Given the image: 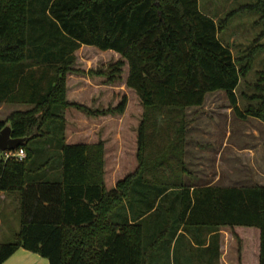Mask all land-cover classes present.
I'll return each mask as SVG.
<instances>
[{"label": "trees", "instance_id": "16d2710c", "mask_svg": "<svg viewBox=\"0 0 264 264\" xmlns=\"http://www.w3.org/2000/svg\"><path fill=\"white\" fill-rule=\"evenodd\" d=\"M242 9L256 10L263 30L235 57L219 33ZM84 44L121 55L99 73L114 82L126 66V85L144 107L138 166L111 189L103 143H66L67 109L95 113L67 99V76ZM259 51L264 0L219 22L199 0H0V104L31 105L0 119V131L10 125L13 137L27 138L17 148L27 152L23 161L0 150V191L17 195L21 212L14 240L0 241V264L21 247L50 264H179L182 247H193L189 234L201 242L200 233H213L219 255L222 227L244 239L241 264H264V185L192 186L184 178L187 108L202 106L208 93L225 91L239 118L264 122V68L245 109L236 94ZM126 104L124 97L113 111ZM36 139L47 141L48 157L34 165ZM242 227L251 228L250 245Z\"/></svg>", "mask_w": 264, "mask_h": 264}, {"label": "rangeland", "instance_id": "374dc122", "mask_svg": "<svg viewBox=\"0 0 264 264\" xmlns=\"http://www.w3.org/2000/svg\"><path fill=\"white\" fill-rule=\"evenodd\" d=\"M255 1L199 0V3L203 12L214 17L219 22L231 10ZM262 30L263 23L260 20V14L256 10L242 9L229 19L228 25L219 33V37L222 42L231 47L235 57H240L254 45ZM259 41L262 42L263 38ZM75 54L74 70L68 76L89 77L96 83H101L103 79H106V82H110L107 75L99 73V71H106L111 64L121 58V55L115 51H103L94 46L83 45ZM263 68L264 51H259L256 54L253 66L247 74L242 76L241 82L236 89L239 105L242 109H245L248 103L247 96L255 92L254 84L258 77L257 72ZM74 76H72V79H74ZM126 77L127 68L125 66L122 77L112 83L113 88L111 91L108 90V87L102 88L101 93L97 96L98 98L92 106L84 105L95 113H89L87 110L75 106L69 107L66 111L65 132L67 139L71 141H101L103 143L105 167L110 178L109 183L112 185L129 173L134 172V169L138 166V127L143 118L144 107L138 94L126 85ZM73 83L71 85L75 87V80ZM104 89H106V93L103 92ZM124 97H127L124 112L113 111ZM101 98L103 99L101 100ZM15 108L19 107L14 106ZM11 109V106L0 108V118L6 117ZM187 115V120L189 121L187 133L189 137L191 136V139L189 138L191 144L199 146L202 143L206 145L208 142H216L225 145L223 151L218 155L210 156L205 160L206 162H204L203 166H201L200 156L185 154L184 160L187 169L193 172V175H189L190 178H196L195 175L197 173L200 175L201 170L209 174L217 170L222 175L219 183H231L227 178L233 177L234 172L230 171L232 170L231 166H233L234 171H238L240 178L243 179L240 183L255 185L261 177L264 179L263 121L255 117H249L245 120L239 118L233 111L228 96L223 90L208 94L205 103L201 107L192 106L187 108ZM196 133L215 135V137L216 135H220L218 137L226 136L224 137L225 139L218 140H197L196 136H194ZM91 135L92 137H90ZM101 137H105L106 140L103 141ZM57 138L50 137L54 141H57ZM42 141L45 140L36 139L29 142V146L35 151L36 160L33 162L34 165L47 160L48 156H46V153L45 155L42 154L44 151L42 144L44 142ZM230 147L235 148L236 152L231 153ZM238 147L240 148L239 152L236 150ZM50 163L53 166L56 163V157H53ZM234 165L238 166L235 167ZM49 168L51 167L45 166L41 172L46 173ZM254 172L261 176L257 177ZM20 213L17 195L7 194L5 197H0V241L14 240L15 231L20 227ZM249 229L251 228L242 227L239 230L246 239L247 245L252 243L248 236L251 232ZM222 236L224 242V264H241V254L245 248L244 239L240 238L239 235H235L230 227L222 229ZM253 246L255 244L251 245L250 249L254 248ZM162 259H164V256ZM160 261L161 263L159 264L165 263H162L164 260ZM248 264H257V262L255 263L254 260H251Z\"/></svg>", "mask_w": 264, "mask_h": 264}, {"label": "crops", "instance_id": "0c3cea01", "mask_svg": "<svg viewBox=\"0 0 264 264\" xmlns=\"http://www.w3.org/2000/svg\"><path fill=\"white\" fill-rule=\"evenodd\" d=\"M83 46L91 47V45H85V44ZM72 76H74V75H69L68 79H67V86H68L67 99L70 102H79L82 105L92 106L96 102V100L98 98L97 96H99V94L101 93L102 88L108 87L109 91H111L113 88V85H112L113 82H106V79H103V81H101V83L100 82L96 83L94 80H92L89 77L74 76V79H72ZM74 80L76 82L75 87H73L71 85V83H73ZM103 92L106 93V89H104ZM208 94H210V93H208ZM102 99L103 98H101V100ZM104 99H105V97H104ZM5 106H11L12 107V109L9 111L8 115L10 113H12L13 111L23 110V109H27V108L31 107V105L20 104V103H2V104H0V108H3ZM14 106L19 107V108L14 109ZM199 107H201V106H198V108ZM6 117L0 118V119H5ZM188 135L189 134L187 133V136H186L187 142H186L185 154L189 155V156L190 155L191 156H193V155L194 156H200V160L202 161V164L200 163L201 166L204 165V162H206L205 160H207L210 156L218 155L221 151L224 150L223 147L225 145L219 144L216 142H213V143L208 142L206 145H204L202 143L199 146H194L193 144H191V142L189 140V138L191 139V136L189 137ZM194 136H196L195 138L197 140L198 139L199 140H202V139L218 140V139H225L224 137L226 135H224V137H218L220 135H218V136L216 135V137H215V135L196 133V134H194ZM90 137H92V135ZM101 139L103 141L106 140L105 137H101ZM80 142L88 143V144H95L98 141L97 142H91V141H86V140L71 141V140L67 139V137H66V143H80ZM236 150H237V152H239L240 148L238 147V148H236ZM230 151H231V153L236 152L235 148H233V147H230ZM214 160H216V159H214ZM214 163H216V161H214ZM237 166H235V167H237ZM231 168H232V170H230V171L234 172L233 177L227 178L229 180V182H231V183H219V180L222 178V175L217 170L212 171L213 172L212 174L206 173L205 171L201 170L200 175L197 173V175H195L196 178L192 177L193 179L189 177V175H193V172L191 170H189L190 173L187 176H185V182L189 185H192V186H207V185L250 186L249 184L240 183L241 180H243L240 178V173L238 171L235 172L233 166H231ZM257 172H259V171H257ZM51 173H52V171H49L48 175H50ZM254 173L256 174L257 177L261 176L260 174H257L256 172H254ZM60 176H61V172L59 171L57 173V177L59 178ZM250 176H251V174H250ZM104 178H105V183H106V186L108 189L115 187L117 182H118V181H116V183L114 185L109 183L110 178L108 176V171H107L106 167H105ZM191 180H194V181H191ZM257 184L264 185V179L261 177L259 179V181L257 182ZM6 195H7V193L0 191V197H5ZM0 222H1V219H0ZM223 228L224 227H222L219 231V234H220L219 255H217L216 244H212L210 246L213 233H208L207 231L200 233L199 240H202L201 242H197V240H194L192 238V236L189 234L188 237L191 239V241L193 243V247L192 248L186 247L185 249H184V247H182V250L180 251V255H179V264H224V260H225L224 242H223V236H222V229ZM200 243H202V244H200ZM202 249H205V252H206V254L204 256L201 255ZM2 264H50V261L47 258L39 255L38 253L32 252L30 250H27V249L21 247Z\"/></svg>", "mask_w": 264, "mask_h": 264}, {"label": "water", "instance_id": "95a60500", "mask_svg": "<svg viewBox=\"0 0 264 264\" xmlns=\"http://www.w3.org/2000/svg\"><path fill=\"white\" fill-rule=\"evenodd\" d=\"M11 126L6 125L0 131V150L8 151L14 150L21 146L26 141V137H13L11 134Z\"/></svg>", "mask_w": 264, "mask_h": 264}, {"label": "built area", "instance_id": "2783aa9c", "mask_svg": "<svg viewBox=\"0 0 264 264\" xmlns=\"http://www.w3.org/2000/svg\"><path fill=\"white\" fill-rule=\"evenodd\" d=\"M27 156V152L24 148L5 151V158H13L19 161H23Z\"/></svg>", "mask_w": 264, "mask_h": 264}]
</instances>
